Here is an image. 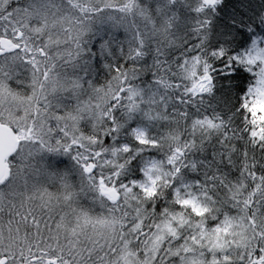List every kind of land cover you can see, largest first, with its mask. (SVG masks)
Segmentation results:
<instances>
[{
    "label": "snow or ice",
    "instance_id": "obj_1",
    "mask_svg": "<svg viewBox=\"0 0 264 264\" xmlns=\"http://www.w3.org/2000/svg\"><path fill=\"white\" fill-rule=\"evenodd\" d=\"M0 264H264V0H0Z\"/></svg>",
    "mask_w": 264,
    "mask_h": 264
}]
</instances>
